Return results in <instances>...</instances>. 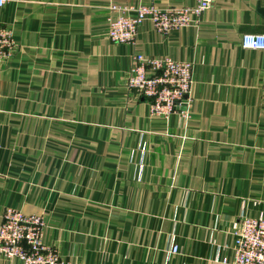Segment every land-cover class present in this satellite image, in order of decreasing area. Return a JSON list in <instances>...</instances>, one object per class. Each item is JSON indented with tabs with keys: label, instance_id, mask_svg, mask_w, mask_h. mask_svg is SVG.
Returning a JSON list of instances; mask_svg holds the SVG:
<instances>
[{
	"label": "crops",
	"instance_id": "1",
	"mask_svg": "<svg viewBox=\"0 0 264 264\" xmlns=\"http://www.w3.org/2000/svg\"><path fill=\"white\" fill-rule=\"evenodd\" d=\"M196 0H7L0 64V223L42 215L68 264H224L235 225L264 216V0H216L198 26L112 43L117 8ZM135 14L128 13L133 17ZM193 64L190 117H151L133 56ZM178 251L174 252L173 248ZM0 264H23L0 256Z\"/></svg>",
	"mask_w": 264,
	"mask_h": 264
},
{
	"label": "built area",
	"instance_id": "2",
	"mask_svg": "<svg viewBox=\"0 0 264 264\" xmlns=\"http://www.w3.org/2000/svg\"><path fill=\"white\" fill-rule=\"evenodd\" d=\"M7 0H0L2 7ZM216 0H196L190 7L161 8L142 5L136 8H117L119 15L110 22L108 38L112 43L135 44L140 26L151 22L155 31L167 36L172 31L200 24L202 14ZM132 12L133 17L128 16ZM241 46L244 50L264 51V34H246ZM15 43L12 31L0 26V64H9L13 59ZM193 64L171 58L133 56L130 73L125 81L130 94L149 104L151 117L168 119L179 115L190 117ZM46 226L42 215L26 214L7 208L0 223V256L8 260L18 259L23 264H68L61 259L55 248L43 243ZM234 257L224 264H264V216L241 217L235 225ZM174 252L178 249L173 248Z\"/></svg>",
	"mask_w": 264,
	"mask_h": 264
},
{
	"label": "water",
	"instance_id": "3",
	"mask_svg": "<svg viewBox=\"0 0 264 264\" xmlns=\"http://www.w3.org/2000/svg\"><path fill=\"white\" fill-rule=\"evenodd\" d=\"M258 9L264 15V9L260 6V4H258Z\"/></svg>",
	"mask_w": 264,
	"mask_h": 264
}]
</instances>
